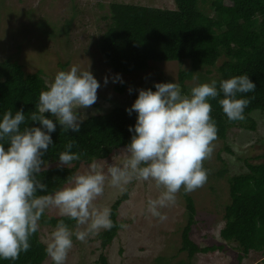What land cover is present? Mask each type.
Segmentation results:
<instances>
[{
  "label": "clouds",
  "instance_id": "clouds-1",
  "mask_svg": "<svg viewBox=\"0 0 264 264\" xmlns=\"http://www.w3.org/2000/svg\"><path fill=\"white\" fill-rule=\"evenodd\" d=\"M108 82L106 76L104 84ZM112 82L123 83L122 76L116 74ZM100 87L90 66L84 69L73 64L58 70L51 81L45 80L30 115L26 117L23 108L0 114V260L15 261L27 253L42 218L55 208L59 216L75 221V226L59 220L45 252L53 264H66L73 238L86 243L101 230L114 227L110 207L97 203L106 182L114 187L154 182L161 191L147 199L146 212L165 221L163 210L175 205L181 190L188 194L207 182L209 171L204 162L212 157L218 131L211 101L217 100L229 121H242L250 103L243 94L255 92L257 86L245 73L219 82L194 83L187 92L176 79L155 83V91L139 89L127 109L129 115L136 112L137 119L129 127L132 137L125 147L126 157L106 171L92 160L86 170L71 172L49 191L39 177L49 167L45 156L55 146L52 133L57 123L64 132L79 133L85 118L81 110L96 103ZM29 120L35 123L30 125ZM76 146L74 141L64 145L56 158L59 167L71 169L81 159L83 154L73 151Z\"/></svg>",
  "mask_w": 264,
  "mask_h": 264
},
{
  "label": "trees",
  "instance_id": "trees-1",
  "mask_svg": "<svg viewBox=\"0 0 264 264\" xmlns=\"http://www.w3.org/2000/svg\"><path fill=\"white\" fill-rule=\"evenodd\" d=\"M104 18L107 19V28L97 44L109 66L118 74L143 72L151 61H189L191 68L180 71L184 92L188 90L184 81L204 68L216 69L218 75L213 79L218 82L248 74L257 87L255 92L243 94L250 98L244 120L229 121L217 100L211 101V115L216 121L217 137L222 139L234 126L252 131L257 129L253 113L264 114V0H174V7L112 1ZM67 25H71V21H67ZM63 31L67 32L66 28ZM220 60L222 63L218 65ZM67 64L61 63V70H66ZM44 82L42 69L27 73L17 60L7 58L0 61V114L8 109L15 112L23 108L26 117L30 115L44 89ZM117 88L123 91L125 85ZM131 105L87 117L79 133L64 132L57 123L56 131L52 133L55 146H50L45 156L49 167L39 177L48 185L49 191L62 184L71 172L80 170L82 165H89L92 160H110L118 148L130 143L132 133L129 127H134L137 119L136 112L129 115L127 111ZM27 123L35 122L29 120ZM69 141L77 145L73 151L83 154L79 161L73 162L71 169L59 167L56 159ZM226 150L232 151L229 147ZM243 159L247 170L228 178L231 202L225 208L226 225L221 236L236 243L240 260L256 256L260 259L257 264H264V155ZM227 172L224 168L219 174L224 176ZM128 195L125 192L113 204L111 219L114 227L101 233L103 245L113 241L122 225L117 218L118 209ZM187 201L189 222L182 234V251H188L192 257L198 252L223 250L224 245L201 247L191 238L196 205L191 196H187ZM61 219L69 227L75 225V221L59 215L45 216L42 221L55 226ZM30 242L27 253L22 252L15 261L0 260V264H44L48 256L39 231ZM102 263L108 264L104 256Z\"/></svg>",
  "mask_w": 264,
  "mask_h": 264
},
{
  "label": "rangeland",
  "instance_id": "rangeland-1",
  "mask_svg": "<svg viewBox=\"0 0 264 264\" xmlns=\"http://www.w3.org/2000/svg\"><path fill=\"white\" fill-rule=\"evenodd\" d=\"M112 1L174 7V0H0V61L7 58L17 60L27 73L42 69L45 80L49 81L61 70V63H68L66 69L73 64L84 69L90 66L101 87L96 103L81 110L84 119L133 104L139 89L152 88L155 91L154 84L158 82H174L176 79L183 89L180 71L191 68L189 61H151L143 72L120 74L123 83L112 82L118 73L109 66L97 44L107 28L104 15L109 12ZM67 21H71V25H67ZM65 28L67 32L63 31ZM221 63L222 60L218 65ZM200 72L184 81L188 90L194 83L210 82L218 75L214 68H204ZM106 76L109 78L107 85L104 84ZM121 84L125 85L123 91L117 88ZM253 115L257 121L255 131L234 126L227 131L225 139L216 138L212 157L204 162L209 171L207 182L188 194L181 190L175 205L163 210L167 215L165 221L146 212L147 199L155 198L161 191L154 182L133 181L122 187L106 182L105 191L97 203L111 209L118 197L128 192L117 217L126 227H120L107 245H103L101 237L106 230H101L86 243L73 238V248L66 264H103L102 256L108 264H257L260 259L256 256L240 260L236 243L221 236L226 225L225 208L231 202L229 176L247 170L243 158L264 155V114L254 112ZM226 147L232 151H227ZM126 155L125 147H121L110 160L97 162L106 171L110 164L120 163ZM87 167L82 165L80 170ZM224 168L228 172L223 176L219 172ZM187 196H191L196 205L191 238L201 247L224 245L223 250L198 252L192 257L188 251H182V234L189 222ZM55 215H58L55 208L45 214L47 217ZM54 228L41 220L39 232L45 244ZM44 264H53V261L48 257Z\"/></svg>",
  "mask_w": 264,
  "mask_h": 264
}]
</instances>
